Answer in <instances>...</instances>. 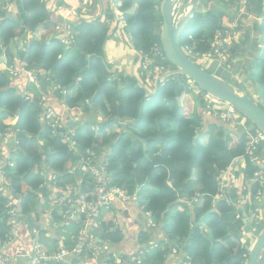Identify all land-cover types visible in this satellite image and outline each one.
I'll return each mask as SVG.
<instances>
[{
    "label": "trees",
    "instance_id": "1",
    "mask_svg": "<svg viewBox=\"0 0 264 264\" xmlns=\"http://www.w3.org/2000/svg\"><path fill=\"white\" fill-rule=\"evenodd\" d=\"M201 1L204 4L199 5L179 37L182 49L199 53L211 49L224 17L233 14L226 4L231 9L235 4V0H218L225 7L208 9V0ZM97 2L91 0L87 9L92 10ZM5 3L8 10L0 9V66L3 55L20 72L11 75L0 67V140L13 131L16 141L14 149L0 163L23 218L36 216L45 209L49 189L42 186V166L60 181L88 190V177L70 172V167L78 163L86 149L92 148L97 152L98 164L107 165L108 183L124 189L131 197L135 195L139 209L149 213L156 231L164 236L152 241L148 230L138 232V244L150 248L141 255V264H164L172 255L188 264H244L249 246L242 240V227L251 222L252 210L217 199L215 179L237 157L246 161L245 176L257 169L244 154V125L216 119L204 128L198 107L205 106L206 93L182 74L173 73L175 68L166 59L162 64L155 59L149 67L154 68L151 74L141 76L136 71L135 75L120 73L115 77L111 71L114 64L105 59L104 53L114 34H109V22L78 16L74 26L76 45L69 50L57 36L41 38L53 23L47 0H5ZM263 3L264 0H249L248 6L261 17L255 25L261 42L254 39L252 43L244 40L239 44L246 43L245 53L247 49L253 50L248 53L246 69L249 79L256 84L259 100L250 97L264 110ZM159 4L158 0H114L115 10L123 16L125 32L130 34L129 50L134 51L138 68L143 62L138 51L149 54L153 47L161 49ZM97 23L101 25L96 26ZM16 39L24 40V51L15 46ZM236 45L231 49L233 55ZM204 68L218 75L213 68ZM29 70L41 72L34 82L38 87L30 88L31 97L27 93L29 87L26 94L13 87V79ZM152 79L154 83H149ZM48 87L58 90L65 107L78 109L84 115L94 112L97 118L87 124L69 121L70 118L50 124L45 108L53 107L40 99L41 92ZM246 124L258 130L250 122ZM256 188L257 185L252 191ZM195 195L201 203L192 200ZM5 201L0 194V245L8 235ZM236 212L240 213L238 219ZM103 214L96 230L99 241L120 242L121 232ZM50 216L52 222L61 221L58 210ZM78 227L77 222L59 223L56 229L65 247H73L72 238ZM262 227L263 224L258 226L255 236ZM106 257L110 264L117 258L129 259L127 255L119 257L110 252ZM87 260L74 256L70 262L83 264Z\"/></svg>",
    "mask_w": 264,
    "mask_h": 264
},
{
    "label": "built area",
    "instance_id": "2",
    "mask_svg": "<svg viewBox=\"0 0 264 264\" xmlns=\"http://www.w3.org/2000/svg\"><path fill=\"white\" fill-rule=\"evenodd\" d=\"M81 1L86 2L85 0ZM234 3L233 14L228 16L229 18L226 22L224 24L222 23L221 27L216 31L209 51L199 53L189 48L183 49L184 53L200 66L205 67L208 61L221 63L224 55L227 52L229 53L228 47L230 41L238 33L240 18L249 16V0H235ZM5 7H7L6 4ZM120 17L124 22L123 16L120 15ZM54 28L62 34L66 32L65 38L63 36L60 38V42L65 48L68 46L71 47V43H76V33L74 32V38L73 34L69 31V25H55ZM127 34L130 37V34ZM140 54L143 58L139 73L141 76L151 72L148 68L155 59H158L161 64L165 61L164 53L160 47H153L149 54L141 52ZM9 71L11 74H15L14 70L10 69ZM39 72L30 70L32 75L30 82H36L40 74ZM204 99L205 106L201 107V116L210 115L230 125H244V154L249 157L253 165L257 166V169L252 175L245 176L243 171L246 165L239 163L244 157L235 158L215 178L218 182V194L216 198L224 199L228 204L236 203L241 208H251V223L259 222L256 218V213L258 209L263 207V204L257 200L262 199L264 201V158L262 157L264 134L259 130L250 129V126L246 124V119L242 116L240 117L239 113L227 103L207 93L204 94ZM45 110V117L48 116L50 119H53L52 121L58 119V114L51 107H46ZM97 159V152L92 148H88L85 154H82L78 163L70 167V172L84 173L88 177V190L81 189L79 186L67 183L64 180L60 181L55 174H44L42 186L48 187L49 189L45 199V205L48 208H45V211L51 213L54 210H58L61 223L77 222L79 225L78 232L72 238L73 247L71 249L62 245L55 251L48 253L43 249L39 232L30 227V251L18 256L20 262L14 261L5 252L19 237V228L22 226L24 218L19 213L16 198L11 194L10 180L3 169V164L0 163V194L6 198L5 209L8 215V235L0 246V264H66L74 256L83 260H87L89 257H100L102 258L101 264H110L107 262L109 258L106 257L109 252V243H105L104 241L100 242L94 232L99 227L100 216L108 211L115 201L127 202L132 197L124 189L108 183V179L106 178L107 165L106 163L98 164ZM255 185L258 188L253 192L252 188ZM234 193L237 194V197L234 196ZM195 199H199V197L196 195L192 197L193 201ZM254 203L255 205H253ZM145 215L147 217L146 227L149 229L155 228L156 223L150 218L149 213H145ZM235 217L237 219L240 218V213L236 212ZM60 222H52V227L58 228ZM141 248L142 250H139ZM149 249L144 245L140 246L128 260L121 261V259L117 258L112 264H141V255ZM182 263L188 264V262Z\"/></svg>",
    "mask_w": 264,
    "mask_h": 264
},
{
    "label": "crops",
    "instance_id": "3",
    "mask_svg": "<svg viewBox=\"0 0 264 264\" xmlns=\"http://www.w3.org/2000/svg\"><path fill=\"white\" fill-rule=\"evenodd\" d=\"M59 1L53 0L51 3H49L50 1L47 2L48 8L52 13L51 19L53 23L50 24L49 26L50 29L48 28V30L50 31L49 35L44 38L43 36L45 34L42 35V38L44 40L53 36V33L56 34L57 36L58 34L60 36L62 35L61 32H57L55 30L54 28L55 25H62L63 23L69 22L72 23L71 27L74 30V26L76 25L77 22L76 18L78 16L81 15L87 17L86 15H84L87 14L86 12H91V14H93L96 10L98 12L100 11L103 13H106L109 10L110 13H112L113 15L114 13L113 9L115 8L112 0H98L99 5L94 6L92 10L88 9V11H84V9L82 8L83 6L81 4L82 3L81 0H65L63 3H60ZM5 4H6L5 0H0V9L5 10L4 9ZM6 6L8 5L6 4ZM74 32L76 33L75 30ZM115 33L113 34L112 39L108 41V43L105 45L104 48L105 50L104 53L106 55L105 59L109 63L114 64V66L111 69V71H113L114 73L120 74L119 72H121L124 75L127 74L132 75L136 73L138 69L137 60L134 58L135 55L134 51L129 50L130 46L127 44V42L126 44L128 46L124 43V41H121V39L122 38L124 39V37L121 38V36H118V34ZM1 59L5 61L0 66L2 68V71L7 70V68L9 67L8 70L10 69L14 70L15 74L20 72L18 71V69L11 67L10 64L8 66L6 65L5 56H3V58ZM210 66L211 68L212 67L215 68V62L208 61L205 67L210 68ZM13 81H14L13 87L19 93L26 94V88L29 87L27 93L28 96L30 97L32 96V93L30 92V88L32 89L38 87V83H34V82L29 83L30 81L26 76V72H22V76L19 78L16 77L15 79H13ZM239 89L242 90L241 88ZM57 92H56V88L48 87L41 92L42 95H40V99L43 102V104L47 103L48 105L52 106L55 112L58 113V115L60 114L61 116L60 119L68 120V118H70L69 121H74V122L79 121L78 123L80 124H87L88 122H92V120L97 118V115L94 112L84 115L78 109L65 107L62 100L63 98L62 97L59 98L60 93ZM213 122H216V118H213L210 115H205L202 117V123L204 128H206L207 126L210 125V123ZM15 146H16V141L14 139V133L13 131H10V133L6 134V136H4L2 140H0V162L1 160L5 159L6 156H8L9 151H12ZM262 150H263L262 157L264 158V148H262ZM41 172L42 174H46L49 173V170L44 166H42ZM45 208L46 209L48 208L47 205H45ZM103 215L105 220L111 221L115 225L114 229L118 228V230L122 234V238L120 242L116 244L109 243V252L110 254H113L115 256L121 257V255H127L128 258H130L135 253V251H137L139 246H141L137 242L138 232L141 230H148L149 232H151L150 240L152 241L157 237L160 236L164 237L160 232L156 231V228L149 229L146 227L147 217L145 215V212L139 209L135 195L132 196V199L127 202L115 201L112 207L108 211H106ZM30 227L36 229L39 232L41 244L46 252H50L64 245L63 238L59 235L57 229L52 227V220L50 213L45 211V209L42 211H38L36 216L33 214V216L28 218L24 215L23 224L19 228V233H20L19 237L13 242V244L9 248L5 250V252L8 255H10L14 261H19L18 260L19 255L23 254L24 252L30 251V247H31V245L29 244ZM55 241L57 242L54 243ZM101 261H102L101 258L98 257V258H91L87 261H84V263L101 264ZM182 262L185 261L182 260L181 257L180 259H178L176 256L174 257L172 255L166 259V262L164 264H180Z\"/></svg>",
    "mask_w": 264,
    "mask_h": 264
},
{
    "label": "water",
    "instance_id": "4",
    "mask_svg": "<svg viewBox=\"0 0 264 264\" xmlns=\"http://www.w3.org/2000/svg\"><path fill=\"white\" fill-rule=\"evenodd\" d=\"M200 1L160 0V45L165 59L175 68L173 73L182 74L203 92L233 107L264 134V110L257 105L255 100L230 81L208 72L191 60L180 46V34L193 18ZM8 17L12 18L9 14ZM157 82L158 80L156 84ZM94 233L97 235V231ZM66 264H71V262ZM244 264H264V225L249 248Z\"/></svg>",
    "mask_w": 264,
    "mask_h": 264
},
{
    "label": "rangeland",
    "instance_id": "5",
    "mask_svg": "<svg viewBox=\"0 0 264 264\" xmlns=\"http://www.w3.org/2000/svg\"><path fill=\"white\" fill-rule=\"evenodd\" d=\"M48 1H50L49 3H51L53 0H47V2ZM85 1L86 2L82 1V3H81L82 6H83L82 8L84 9V11H88L87 6H89L91 0H85ZM158 1H160V0H158ZM224 1H226V0H224ZM59 2L63 3L62 0H60ZM207 3H208V7H209L208 9H210V8L211 9H220L222 7H225V6H220L219 5L220 3H219L218 0H208ZM203 4H204V2L200 1V7H202ZM97 5H99L98 2H97ZM226 5L228 7V9H227L228 12L231 13L233 11V9H231V7L228 6V4H226ZM56 6H57V4H56ZM5 8L8 9V6L5 7ZM89 9H91V8H89ZM263 9H264V3H263ZM113 12H115V14H114L115 16L112 15L111 18L108 17V14L110 13L109 10L106 13H103V12H100V11L98 12L96 10L92 15H90V16L86 15V16L90 17V18L99 19L100 22H109L107 26L109 27V31H110L111 34L116 32L115 34H118V36H121V38L124 37V39L122 38L121 41H124L125 44H126V42H127V44L131 43L132 42L131 37H128V34L125 32V22H123V20L121 19L120 15L115 10V8L113 9ZM86 13H91V12H86ZM100 16H102V18H100ZM228 18H229L228 15H226L224 17L223 24L226 22V20ZM260 20H261V17H258L256 15V13L254 11H252V10L249 11V16L248 17L240 18L238 33L235 36V38H233L230 41V43H229L228 49H229V53L230 54L227 52L226 55H224V59L221 61V63L215 61V68L212 67L213 71L218 73L219 76H222V75L225 76L226 79H228V81H231V83H233L236 87L241 88L243 90V92L249 94V96H251L253 99H255L257 101L259 100V97H258V94L255 93L256 84L254 82H252V80L249 79L248 70L246 69V62H247L248 53H252L253 50L247 49V53H245L244 48L246 47V43H252V41L254 39L259 40V42H261V36L257 33L258 30L255 28V25L257 23H259ZM66 25L70 26V30L69 31L73 34V36L75 38L74 30L71 28L72 23H69V22L63 23V26H66ZM99 25H101V24L97 23L96 26H99ZM49 33H50V31L47 30V32L43 36V38L47 37L49 35ZM65 35H66V32H64L61 36H63L65 38ZM53 36H57V35L53 33ZM61 36L58 34L57 38L60 39ZM244 40H246L245 45H240L239 42L240 41H244ZM234 43L237 44L236 46H238V47L236 48V51L234 52V55H233L232 52H231V49L234 47ZM15 44H16L18 49L24 51V40L16 39L15 40ZM71 44H72L71 47L68 46L66 48L67 49H71L74 45H76V44H73V43H71ZM248 45L250 46V44H248ZM75 52L78 53L79 51H75ZM140 52L141 51H138V53H140ZM241 54H244V55H241ZM6 65L7 66L9 65V61L7 59H6ZM8 68H7V70H8ZM148 70L153 72L154 68L153 69L152 68H148ZM137 71L140 73V67L137 69ZM39 73H41V72H39ZM119 73H121V72H119ZM114 75L117 78L119 76L118 73H114ZM26 76L29 79V81H31L32 75L30 73V70L26 72ZM148 82L149 83H154V80H149ZM198 108H199L198 112L200 113L201 107H198ZM60 117L61 116L59 115L57 120L52 121L53 119H50L47 116L46 120L50 124L52 122V125H55L56 122L60 121ZM242 121L245 122L244 119H242ZM94 128H96V127H94ZM239 163L241 165H245L246 161L245 160H241ZM194 201L196 203L197 202L201 203V199H195ZM257 201H261V203L263 204V207H264V201L262 199L257 200ZM263 207L258 209V212L256 213L257 214L256 218L259 221L258 224H256V223L253 224V223L248 221L247 224L243 225V227H242V235H243L242 240L247 242V244L249 246L248 248L251 247V245L253 244V242H254V240L256 238V236H255L256 234H254L255 230L258 228V226H260L262 224L264 225V210H263L264 208ZM243 222H244V220H243ZM180 264H184V263H180Z\"/></svg>",
    "mask_w": 264,
    "mask_h": 264
},
{
    "label": "bare ground",
    "instance_id": "6",
    "mask_svg": "<svg viewBox=\"0 0 264 264\" xmlns=\"http://www.w3.org/2000/svg\"><path fill=\"white\" fill-rule=\"evenodd\" d=\"M82 13V12H81ZM196 15V13H195ZM192 20V19H191ZM76 21V20H75ZM249 62V61H248ZM238 64V63H237ZM231 66V65H230ZM233 69V68H232ZM131 76V75H130ZM63 173V172H62ZM65 178V177H64ZM112 181V180H111ZM264 210V209H263ZM109 221V220H108ZM108 224V223H107ZM100 225V224H99ZM103 231V230H102ZM76 233V232H75ZM61 234V233H60ZM111 234V233H110ZM255 234V233H254ZM141 236V235H140ZM59 237V236H58ZM103 237V236H102ZM143 238V237H142ZM162 244V243H161ZM163 256V255H162Z\"/></svg>",
    "mask_w": 264,
    "mask_h": 264
}]
</instances>
